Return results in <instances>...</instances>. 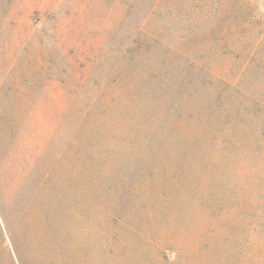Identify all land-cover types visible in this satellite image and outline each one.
Wrapping results in <instances>:
<instances>
[{
  "label": "rangeland",
  "instance_id": "1",
  "mask_svg": "<svg viewBox=\"0 0 264 264\" xmlns=\"http://www.w3.org/2000/svg\"><path fill=\"white\" fill-rule=\"evenodd\" d=\"M0 264H264V0H0Z\"/></svg>",
  "mask_w": 264,
  "mask_h": 264
}]
</instances>
